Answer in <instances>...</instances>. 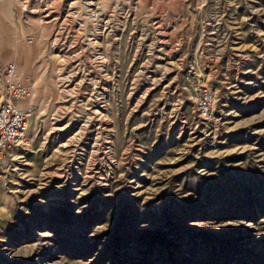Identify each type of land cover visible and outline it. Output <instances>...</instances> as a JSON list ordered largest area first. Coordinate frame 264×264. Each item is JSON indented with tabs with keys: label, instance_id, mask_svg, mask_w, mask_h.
Instances as JSON below:
<instances>
[{
	"label": "rangeland",
	"instance_id": "obj_1",
	"mask_svg": "<svg viewBox=\"0 0 264 264\" xmlns=\"http://www.w3.org/2000/svg\"><path fill=\"white\" fill-rule=\"evenodd\" d=\"M10 61L0 264H264V0H0Z\"/></svg>",
	"mask_w": 264,
	"mask_h": 264
},
{
	"label": "built area",
	"instance_id": "obj_2",
	"mask_svg": "<svg viewBox=\"0 0 264 264\" xmlns=\"http://www.w3.org/2000/svg\"><path fill=\"white\" fill-rule=\"evenodd\" d=\"M3 78L5 87L0 104V164L4 163L13 149L31 142L30 123L36 111L31 103L35 97L33 85L28 78L23 77L15 63L4 65ZM25 103L28 105L23 107ZM211 110V100L202 99L198 108L200 117L208 119Z\"/></svg>",
	"mask_w": 264,
	"mask_h": 264
},
{
	"label": "crops",
	"instance_id": "obj_3",
	"mask_svg": "<svg viewBox=\"0 0 264 264\" xmlns=\"http://www.w3.org/2000/svg\"><path fill=\"white\" fill-rule=\"evenodd\" d=\"M18 8L19 7L16 4L15 7L13 8L14 9V13H15V14L14 13L12 14V15H14L12 17L13 19L10 18L9 22H7V21L4 20V24L7 23V24L12 25V24L16 23V24H21V27H22V26H26V24H30L31 23V19L28 16H24L22 14V12L18 11ZM20 32L21 33H20V36L19 37L21 39L22 38H25L27 33H26V31H24V28L23 27L21 28V31ZM6 38L12 39V37H10V36H6ZM8 63H12V61H10ZM13 63H15V62H13ZM21 70L19 69L20 73L22 75H24L25 77H28L29 74H27L24 70H22V71ZM33 88H34V92H35L36 91V85H35V87L33 86ZM3 91H4V89H3ZM31 103L34 105L35 109L37 110V105H36V92H35V97H34V99H33V101ZM27 105H28V103L22 104L23 107H26Z\"/></svg>",
	"mask_w": 264,
	"mask_h": 264
}]
</instances>
